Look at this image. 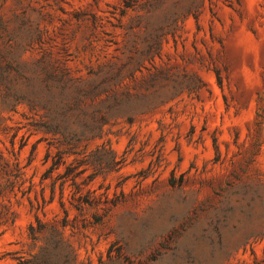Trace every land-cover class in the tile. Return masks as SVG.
I'll list each match as a JSON object with an SVG mask.
<instances>
[{"label": "rangeland", "instance_id": "1", "mask_svg": "<svg viewBox=\"0 0 264 264\" xmlns=\"http://www.w3.org/2000/svg\"><path fill=\"white\" fill-rule=\"evenodd\" d=\"M0 264H264V0H0Z\"/></svg>", "mask_w": 264, "mask_h": 264}, {"label": "trees", "instance_id": "2", "mask_svg": "<svg viewBox=\"0 0 264 264\" xmlns=\"http://www.w3.org/2000/svg\"><path fill=\"white\" fill-rule=\"evenodd\" d=\"M93 92H88V90L83 91L81 93H77V95L70 101L68 105V110L71 111L75 106H85L87 105V101ZM51 126L48 129V132L53 134L54 136H59L60 140L63 141L65 144H74L78 143L81 138H88L91 136L92 139L100 136V128L99 129H90L89 131H85L81 133L80 138H71L70 140L66 139V81H59L58 84L54 85L51 91ZM86 128V126H85ZM63 153L59 152L57 155L59 158L54 163V166L59 168L61 164H65L66 162L63 161L62 157ZM61 156V158H60ZM55 169V168H53ZM72 170L68 167V174H70ZM38 227L34 224L29 226V235L33 239H37L36 236L39 232L46 229V225L43 224L38 218L36 220ZM51 233L58 234L59 230L55 226H51L50 229Z\"/></svg>", "mask_w": 264, "mask_h": 264}]
</instances>
